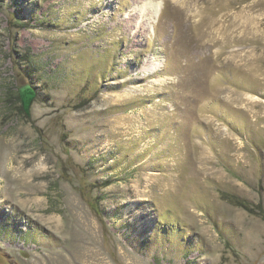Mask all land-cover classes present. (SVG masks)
<instances>
[{
  "label": "rangeland",
  "instance_id": "rangeland-1",
  "mask_svg": "<svg viewBox=\"0 0 264 264\" xmlns=\"http://www.w3.org/2000/svg\"><path fill=\"white\" fill-rule=\"evenodd\" d=\"M0 264H264V0H0Z\"/></svg>",
  "mask_w": 264,
  "mask_h": 264
},
{
  "label": "water",
  "instance_id": "water-1",
  "mask_svg": "<svg viewBox=\"0 0 264 264\" xmlns=\"http://www.w3.org/2000/svg\"><path fill=\"white\" fill-rule=\"evenodd\" d=\"M17 94L22 111L29 116L31 103L36 96L35 88L31 84L24 83L18 87Z\"/></svg>",
  "mask_w": 264,
  "mask_h": 264
},
{
  "label": "bare ground",
  "instance_id": "bare-ground-1",
  "mask_svg": "<svg viewBox=\"0 0 264 264\" xmlns=\"http://www.w3.org/2000/svg\"><path fill=\"white\" fill-rule=\"evenodd\" d=\"M159 4V3H158ZM158 6V5H157ZM160 7V6H159ZM156 13H158V10H155V12H154V16H156ZM156 64L157 63H154V64H151V65H149V67H148V65L146 64V62H144L143 63V65L141 66V68H143L144 69V72H146L147 70L149 71V72H154L155 71V69L157 68V66H156ZM146 65V66H145ZM237 97V96H236ZM251 99H254V98H256L255 96H249ZM256 101V100H255Z\"/></svg>",
  "mask_w": 264,
  "mask_h": 264
},
{
  "label": "trees",
  "instance_id": "trees-1",
  "mask_svg": "<svg viewBox=\"0 0 264 264\" xmlns=\"http://www.w3.org/2000/svg\"><path fill=\"white\" fill-rule=\"evenodd\" d=\"M18 110H19V111H22V108H21V106H20V105L18 106Z\"/></svg>",
  "mask_w": 264,
  "mask_h": 264
}]
</instances>
